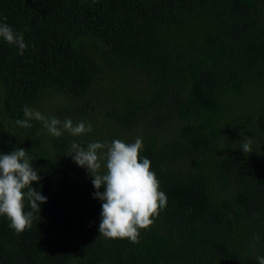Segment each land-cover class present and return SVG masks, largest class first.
Here are the masks:
<instances>
[{
    "label": "trees",
    "instance_id": "trees-1",
    "mask_svg": "<svg viewBox=\"0 0 264 264\" xmlns=\"http://www.w3.org/2000/svg\"><path fill=\"white\" fill-rule=\"evenodd\" d=\"M0 22L27 44L0 38V153L28 151L47 197L23 233L0 216V264H258L264 0H0ZM46 102L93 131L15 123ZM137 138L168 202L133 243L100 236L92 177L66 155Z\"/></svg>",
    "mask_w": 264,
    "mask_h": 264
},
{
    "label": "clouds",
    "instance_id": "clouds-1",
    "mask_svg": "<svg viewBox=\"0 0 264 264\" xmlns=\"http://www.w3.org/2000/svg\"><path fill=\"white\" fill-rule=\"evenodd\" d=\"M0 38L18 46L19 54H24L27 44L23 32H16L8 24L0 22ZM23 115L25 119H18L17 125L31 128L30 121L36 120L53 137H60L64 131L74 137L93 131L91 122L74 124L71 119L62 121L29 106L23 108ZM240 149L244 153H252L251 141L244 139ZM142 150L141 138L133 143L115 139L110 143L90 142L86 147L76 142L71 144L70 154L66 156L87 169L96 189L93 197L102 201L100 236L136 243L140 230L148 229L154 223L153 218L167 206V196L159 190L157 176L150 170L151 161L140 156ZM40 180L28 151L17 147L8 153H0V216L9 219V227L17 234L32 227L33 220L37 218L34 214H39L40 204L47 202V197L32 187L33 182ZM101 188L104 191H100ZM26 203L30 211H25ZM256 259L258 264H264V256Z\"/></svg>",
    "mask_w": 264,
    "mask_h": 264
},
{
    "label": "rangeland",
    "instance_id": "rangeland-1",
    "mask_svg": "<svg viewBox=\"0 0 264 264\" xmlns=\"http://www.w3.org/2000/svg\"><path fill=\"white\" fill-rule=\"evenodd\" d=\"M58 102V101H57ZM60 103H64V102H60ZM49 104V103H48ZM45 105H47V102H46V104H43V103H41L40 105H39V107H34L33 109L34 110H47L48 111V107L47 106H45ZM49 114H53V115H55V113L51 110V109H49V112H48ZM58 117H59V115H57ZM56 116V117H57ZM60 117H63L62 115H60Z\"/></svg>",
    "mask_w": 264,
    "mask_h": 264
}]
</instances>
